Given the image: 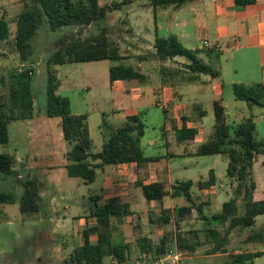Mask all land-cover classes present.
I'll list each match as a JSON object with an SVG mask.
<instances>
[{
	"label": "trees",
	"instance_id": "16d2710c",
	"mask_svg": "<svg viewBox=\"0 0 264 264\" xmlns=\"http://www.w3.org/2000/svg\"><path fill=\"white\" fill-rule=\"evenodd\" d=\"M22 11L13 19L16 24L15 46L23 63L30 62L34 57V41L39 33L47 29L58 33L64 29H78L60 35L54 42L55 51L47 60V116L61 118L63 138L71 145L65 154L68 162L65 169L69 177L80 179L84 184L96 181L97 170L105 166H119L137 163L144 164L158 162L162 156L145 157L141 138L147 128L142 114L127 118L119 126L104 124V144L100 152H94L93 139L90 134L87 116L73 113L71 102L57 94L61 82L52 66H64L75 63L116 61L122 62L126 58L121 48L110 41L109 32L103 28L97 33L89 32L90 28L105 21L111 9L101 6L100 0H21ZM203 0H150V7L155 15L160 10L172 8L176 11L185 6ZM237 7L253 5L256 0H235ZM10 21L0 18V43L9 42ZM155 57L160 61H167L176 57H184L191 63L190 71L195 74H207L214 78L219 76L210 66L205 65L199 58L197 51L188 50L178 39L156 36ZM2 54L0 53V56ZM32 68L11 74L6 81L0 78V147H6L10 142L9 126L13 122L28 121L35 118L37 97L33 91ZM110 83L115 81H146L136 68L128 65L110 68ZM7 88L6 93L4 89ZM233 92L237 101L245 102L249 109L264 107V86L257 84L251 87L236 84ZM215 126L210 138L201 144L195 152L186 149L184 157H205L222 155L228 158L227 175L235 183L232 197L223 204L218 214L212 216L210 223L216 225L208 230L203 244H193L177 236V248L188 255L195 253L198 247L210 245L211 255H225L229 253L231 236L235 230H249L244 243L264 247V228L256 229L257 218L264 216V200L256 201L257 183L254 179L253 168L258 157L264 156V140L255 137L256 124L253 117L240 123H231L226 108L220 101L214 103ZM197 135L194 129L184 126L176 132L177 141L191 145ZM15 157L0 153V173H11ZM214 171H210L208 180L199 182L197 187L201 191L210 190L216 185ZM140 187L147 202L162 203L165 198H184L188 205L177 209L179 220L192 218L197 211L204 215V202L201 195H194L193 181H176L172 185L166 182L144 184L136 183ZM200 201V203L198 202ZM11 195H0V204H12ZM42 207L41 197L34 189L33 183L24 185V194L20 200V211L23 215L38 214ZM167 210H162L159 219L150 216V224L164 229L171 223ZM130 215L127 206L116 200L105 205H96L91 212L95 225L87 227L82 233L81 245L74 249L66 264H106V259H112L118 264H126L131 254V244L115 243L112 234V218ZM206 217V216H205ZM164 234L158 244L151 245L146 240L140 243V255L161 256L173 247L172 238ZM96 237V242L92 241ZM264 256L262 251H248L233 254L228 264H255Z\"/></svg>",
	"mask_w": 264,
	"mask_h": 264
},
{
	"label": "rangeland",
	"instance_id": "374dc122",
	"mask_svg": "<svg viewBox=\"0 0 264 264\" xmlns=\"http://www.w3.org/2000/svg\"><path fill=\"white\" fill-rule=\"evenodd\" d=\"M100 4L113 9L110 10L105 21L91 27L89 32L97 33L103 28L107 29L110 41L120 46L126 59L122 62L108 60L52 66L61 82L57 94L67 98L73 109H75L77 102L86 100L89 92L85 87L91 89L90 96L94 100V105H100L101 109L111 107L105 100L112 97L109 71L113 66L131 65L137 68L142 63L138 57H144L150 62V65L143 71L151 76L156 75L155 66L157 67V65H154L156 51L153 42L150 41L152 38L155 40L153 14L152 11L148 10L150 0H100ZM22 9L21 0H0V18L5 16L10 21L9 42L0 43V53L2 54L0 66L3 64L4 67L1 76H4L7 81L11 74L32 68L34 70L32 76L33 91L37 97L35 118L11 123L9 126L10 142L6 147H0L1 153L15 157L11 173H0V195H11L15 201L12 204H0V264H66L71 253L81 244L83 231L96 224L95 219L91 217V212L84 210L87 208L86 204L90 202V194H95L101 189L103 173L98 171L96 181L89 185H84L80 179L69 177L64 168L68 164L64 159V154L71 149V145L63 138L62 120L58 117L49 118L47 116V60L55 51L53 42L60 35L76 32L78 29H64L58 33H52L47 29L42 30L34 41V57L30 62L23 63L15 46L17 26L13 23V19ZM186 10L183 9L181 15ZM141 14L144 17L142 20L138 17ZM135 24L141 27V31H139L142 32L141 35H138V31L134 27ZM193 27L194 23L189 22L187 28L189 34L192 33ZM161 28L163 30L160 35L164 36L166 34L165 26L162 25ZM146 29H150L151 32H147ZM178 58L183 61L187 60L184 57ZM220 58L221 65H225L228 55H223ZM237 61H235L236 64ZM168 66L174 68L176 72L174 76L167 77L169 82L182 83L181 73L185 71L184 66L176 62H171ZM233 76L234 69L229 66L224 78L225 86L222 98L230 122L240 123L244 118H249V110L245 102L237 101L235 98L233 88L229 84ZM238 79L241 78L238 77ZM4 91L7 93L8 89L5 88ZM213 99L214 95L207 93L200 96L198 100L184 97L174 100V103H183L188 107L200 103L206 108L210 103L212 106ZM121 104L120 101L116 100L113 105L119 108ZM255 108V137L261 141L264 140V115L260 107ZM106 115L105 119L110 121L111 112L108 111ZM100 116H93L91 119L92 138L97 150L101 149L102 142L97 125L101 119ZM143 117L148 126L146 137L142 141L143 144L156 141L160 132L159 127L164 122L166 114L154 105L146 111ZM162 145L163 143L158 141L156 147H162ZM263 159V157L258 158L254 164V176L259 188H261L260 190H262L257 198H262L264 192V168L259 162ZM196 162L198 163L195 166L179 171L178 179L195 181L204 177L208 180L211 169H216L220 175H227L228 163L221 156L199 157ZM118 173L119 170H111L106 174L110 176L112 189L123 194L132 192L133 184L123 187L120 185L121 181L116 180L114 175ZM27 182L33 183L34 189L41 197V212L32 216L23 215L20 211V200L24 194V185ZM233 185L232 190L226 185L227 191L222 186L211 189L212 192L207 191L205 195L201 196V200L205 204L204 215L206 217L194 211L192 218L186 221L179 220L177 216V209L188 205L184 198L178 200L170 198L163 204L157 203L151 209L152 214L150 215L146 205L138 201L140 196L135 194L137 203L135 210H130L129 205L123 204L129 209L130 215L113 218L112 233L115 241L120 240L119 227L125 225V239L131 244L130 258L126 264H136L141 253L140 243L143 240L151 245L158 244L164 234H170L169 236L172 238L170 246L173 248L177 246L178 235L193 244H203L206 232L216 227L208 219L218 214L223 204L231 198L235 183ZM193 193L199 195V189L194 187ZM127 199L128 196L124 195L121 198H116V201L122 204V201ZM198 202L200 203V201ZM89 206L91 207V204ZM94 207L92 205V208ZM162 210H167L171 219V223L164 229L151 225L149 222V216L159 219L162 216ZM74 217L77 218L74 219ZM81 219L84 220L81 222ZM58 221L64 222L61 227L62 236L55 234V223ZM76 224L77 231L74 229ZM78 224L82 225L79 226ZM139 228L141 229L140 235L135 231ZM259 228H264V216L257 218L256 229ZM248 232V229L233 232L228 254L211 255L208 251L210 245L205 244L198 247L195 253L189 255L187 264H228L233 254L263 250L264 247L244 243ZM95 239L96 237H93V240ZM105 262L106 264H118L112 259H106ZM256 264H264V257L258 259Z\"/></svg>",
	"mask_w": 264,
	"mask_h": 264
},
{
	"label": "crops",
	"instance_id": "0c3cea01",
	"mask_svg": "<svg viewBox=\"0 0 264 264\" xmlns=\"http://www.w3.org/2000/svg\"><path fill=\"white\" fill-rule=\"evenodd\" d=\"M183 9L187 10L182 12L183 14L181 15V11ZM148 10L152 11L153 14V31L155 33L154 39H156L157 35L160 37H169L171 35L178 37L180 42L188 50L197 51L198 58L205 65L210 66L215 72H218L219 76L214 78L207 74H195L188 68V65H190L191 62L189 60H180L178 57L167 61H160L158 58H156L154 61V65H157V67L155 66V70H157L156 75L151 76L143 71L148 65H150V62L144 57H138L142 63L137 68H134L145 75L146 81L144 83H140L138 81H115L113 84L110 83L112 97L108 100H105L108 102V105L111 106L109 109H101L100 105H94V100H92L90 96L91 89L89 87H85V89L89 92L86 100L84 99L81 102H77L75 109L72 107V110L74 114L87 116L91 137L93 136L91 119L93 116L101 115V119L97 122V125L99 133L102 137V142L100 150H97L94 147V152L96 153L102 150L105 141L104 130L102 128L104 124L119 126L129 117L138 114H142L143 117L146 111L154 105L163 110V112L166 114V117L164 122L159 127V138L157 137L156 141L143 144L142 141L146 137V130L148 129L147 125L144 135L141 138V146L145 157L155 158L162 156L163 159L158 162L144 164L141 167L137 163H129L119 166H105L97 170V174L98 171L103 173L102 186L98 192L95 194H90V202L86 204L87 208L84 211L92 212L96 205H105L112 200H116V198H121L124 195L128 196V199L126 201H122V204H127L130 206V210H135L137 203L134 195L136 194L140 196L138 201L146 205L147 210L151 215V209L158 202H147L144 196H142V189L140 187H136V183L138 181H142L144 184L166 182L172 185L176 181H182L181 179H178L177 174L179 171L187 170L198 163L196 162V159L199 157L183 158L182 156L187 154L186 149L190 152H195V150L201 144L205 143L212 135L213 128L215 126L214 103L220 101L226 108L223 103L222 94L225 86L224 78L229 66L234 69V76L231 77L229 81V84L232 86V88L236 84L247 87L257 84L264 86V0H256L255 4L248 5L246 7H237L235 0H203L185 6L178 11L172 8L160 10L157 12V15H155L151 7ZM142 15L143 14L140 16L138 15L141 20L144 18ZM189 22L194 23L191 34H189L187 31ZM162 25L165 26L166 34L164 36L160 35V32L163 30L161 28ZM134 27L136 28V31H138V35H141L142 32H139L141 31V27L138 24H135ZM146 31L151 32L150 29H146ZM205 39H207L211 45L219 43L222 46H226L227 49L224 51H218L214 48L204 49L202 48V41ZM150 41L155 44V40H153V38L150 39ZM223 55H228L225 65H221L220 57ZM236 60H238L237 64L235 63ZM171 62H176L184 66L185 71L181 73L183 80L182 83H172L169 82V79H167V77H172L176 73L174 68H170L168 66ZM232 63L235 64L232 65ZM3 71L4 67L3 64H1L0 78ZM238 77L241 79H238ZM153 82L154 84L152 85ZM207 93L213 94L214 99L212 101V106L210 103L206 108L200 103L199 105L192 104L190 107L184 105L183 103H174V100L182 99L184 97L198 100L200 96H203ZM116 100L122 103L119 108H116L113 105ZM164 106H168V110H165ZM247 109L249 110V118L253 117L255 121L256 115L254 114V111L256 108L253 107L252 109ZM260 109H262V114L264 115V107H260ZM108 111H110L112 114L110 121L105 119ZM245 119L247 118H244L243 120ZM184 126H186L188 129H194L197 131V135L193 141V144L191 145L183 144L177 141L176 132L180 131ZM158 141L163 143L162 147H156ZM67 152L68 151H66L65 154ZM218 156L223 157L228 163V158L226 156ZM260 157L264 158V156ZM258 158L256 161H258ZM259 162L264 168V159L262 161L260 160ZM111 170H119V173L115 174L114 177L116 180L121 181V186L124 187L133 184L134 188L131 189L132 192L130 191L126 194H123L120 191H115L112 189L113 186L111 185L110 176L106 175ZM210 171H214L217 180L216 185L211 189L222 186L227 191L226 185H228L229 189L232 190L234 182L228 177V175H220L216 172V169H211ZM254 179L257 183L255 200L262 201L264 200V192L262 198H257L258 194L262 190H260L261 188H259V184L255 176ZM191 181L195 182V187H197L199 182H205L207 180L206 178L202 177L199 180ZM211 189L207 191L209 192ZM207 191H201L199 189V195L203 196L205 193H207ZM82 197L84 199V196ZM167 199L170 198H165L162 204L165 203ZM178 199L180 198L173 200ZM89 204H91V207ZM92 205L95 207L92 208ZM77 217H74V219ZM82 220L84 219H81L80 221L82 222ZM63 223L64 222L61 221L55 223V234H60L62 236L63 232H61V227ZM78 225L80 226L82 224ZM124 226L125 225L119 227L118 233L120 240L118 242L115 241L113 235L115 243H128V240L125 239L126 227ZM77 228L78 227L76 224L74 229L77 231ZM140 230L141 229L139 228V230L136 229L135 231L140 235ZM96 240L97 238L93 240L92 237L93 242H96ZM260 251L264 252V249Z\"/></svg>",
	"mask_w": 264,
	"mask_h": 264
},
{
	"label": "built area",
	"instance_id": "2783aa9c",
	"mask_svg": "<svg viewBox=\"0 0 264 264\" xmlns=\"http://www.w3.org/2000/svg\"><path fill=\"white\" fill-rule=\"evenodd\" d=\"M202 48H214L218 51H224L227 49L226 46H222L219 43L211 45L207 39L202 41ZM164 109L168 110V106H164ZM19 178L21 177L19 176ZM188 257V254L181 252L177 246H175L161 256L146 257L144 255H140L138 256L136 264H187Z\"/></svg>",
	"mask_w": 264,
	"mask_h": 264
}]
</instances>
